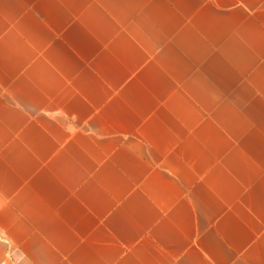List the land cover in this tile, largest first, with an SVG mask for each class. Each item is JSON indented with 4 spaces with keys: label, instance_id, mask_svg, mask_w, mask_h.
Listing matches in <instances>:
<instances>
[{
    "label": "crops",
    "instance_id": "obj_1",
    "mask_svg": "<svg viewBox=\"0 0 264 264\" xmlns=\"http://www.w3.org/2000/svg\"><path fill=\"white\" fill-rule=\"evenodd\" d=\"M0 264H264V0H0Z\"/></svg>",
    "mask_w": 264,
    "mask_h": 264
}]
</instances>
